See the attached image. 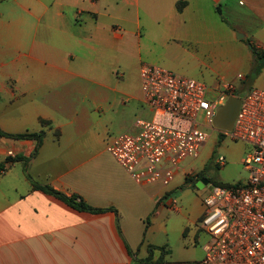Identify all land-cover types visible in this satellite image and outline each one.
<instances>
[{"label":"crops","instance_id":"0c3cea01","mask_svg":"<svg viewBox=\"0 0 264 264\" xmlns=\"http://www.w3.org/2000/svg\"><path fill=\"white\" fill-rule=\"evenodd\" d=\"M123 3L130 5L125 16ZM143 3L157 19L156 32L148 36L152 43L158 36L155 47L174 44L199 61L211 88L232 82L239 91L242 74L235 72L251 67L250 42L260 47L264 37V0ZM139 5L140 0H0V128L12 134L44 132L36 155L37 139L0 135V162L9 158L7 150L27 161L26 168L9 161L0 174V264H149L148 257L157 258L156 231L171 189L136 183L106 149L120 120V103L112 94L127 89L131 100L141 101V114H150L142 89L136 93L126 85L128 50L134 39L138 46L143 39L135 31L141 24ZM223 7L234 12V27ZM135 123L121 130L134 131ZM103 153L119 165L118 172L100 167ZM183 172L193 177L198 169L182 168L176 178ZM28 174L117 212L78 210L36 189Z\"/></svg>","mask_w":264,"mask_h":264},{"label":"built area","instance_id":"2783aa9c","mask_svg":"<svg viewBox=\"0 0 264 264\" xmlns=\"http://www.w3.org/2000/svg\"><path fill=\"white\" fill-rule=\"evenodd\" d=\"M140 79L150 114L136 120L134 131L109 140L106 149L136 183L167 187L184 162L198 158L211 133L219 131L214 117L237 90L232 82L216 90L152 64L141 66ZM241 97L233 129L220 132L250 145L243 161L250 178L208 186L203 222L212 238L201 261L158 264H264V89L252 88ZM7 156L17 154L7 150ZM216 163L225 166V156Z\"/></svg>","mask_w":264,"mask_h":264},{"label":"rangeland","instance_id":"374dc122","mask_svg":"<svg viewBox=\"0 0 264 264\" xmlns=\"http://www.w3.org/2000/svg\"><path fill=\"white\" fill-rule=\"evenodd\" d=\"M135 7V4H133V10H135ZM128 8H130V5L126 6L123 3V16H125ZM138 12L141 17V24L140 28L138 30L135 29V31H141L143 33V39L139 40V46L134 39L133 45L128 50V54L131 57L127 60H129L128 65L131 71L126 73V85L133 88L136 93H140L141 79L138 70L140 71L143 64L161 66L178 74L208 83L200 74L201 69L198 60L185 52L178 51L175 49L174 44H170L171 49L160 45L155 47L158 44L155 42L159 39L155 34L153 35L156 40L154 43L148 39V36L152 32H156L155 28L158 27V23L156 21L157 19L153 18L154 15L143 3V0H140ZM223 15L227 17L231 26L234 27L236 25L234 12H229L223 7ZM219 16L221 19V15ZM157 17H159V14ZM115 25L119 31L124 32V26L120 24ZM147 25L151 27V30ZM248 29L254 31L257 28L250 26ZM241 34L240 32H236V36ZM259 42L261 45L260 48L264 52V37L260 38ZM252 44L250 42V50H253V45L257 46L256 44ZM168 49L169 56H165L164 52ZM235 73L236 75L238 73L242 74L236 81L239 91L242 89L250 90L252 88L264 89V64L261 63L259 70L256 72V59L254 54L251 67L240 69ZM124 90L126 92L112 94L121 105L119 104L118 107L120 120L110 131V138L126 132L121 129L127 123L136 122L139 117H146L144 114H141V110L143 109L141 101L131 100L127 92L128 90ZM203 119V114H201L199 120L203 121ZM249 151L250 145L242 141L233 140L224 133L215 130L211 133L200 156L193 160H186L184 166L185 168H197V173L200 172V168H206L205 176L210 177L213 181L221 179L227 183H243L247 182L250 178V171L246 169L243 162ZM221 155L226 158L225 166H219L216 163L217 158ZM16 162V165H24V168H26L25 162ZM100 167L111 168L117 172L120 170L119 165L108 153H103L100 156ZM94 175H97L96 171ZM209 185L202 189L197 185H192L187 181L186 174L183 172L167 186L171 190L166 195L171 197V201L167 203L166 209L161 215V227L156 231V235L161 236L160 244H158L159 246L156 245V249L154 250L157 258H151L148 262L149 264L201 261L205 257L204 246L212 238L211 234L204 227L203 222V213L205 211L204 199L208 194ZM164 200V197L160 199V201ZM151 221L152 216H150Z\"/></svg>","mask_w":264,"mask_h":264},{"label":"trees","instance_id":"16d2710c","mask_svg":"<svg viewBox=\"0 0 264 264\" xmlns=\"http://www.w3.org/2000/svg\"><path fill=\"white\" fill-rule=\"evenodd\" d=\"M218 11L221 12L220 9H218ZM252 47H253V54H254L255 59H256V72H257L259 70L261 63L264 64V52L262 51V49L260 47H257L255 45H253ZM246 93H243L242 91L236 92V94L239 96H243ZM43 123L47 124L49 122L43 121ZM0 135L5 136V137H10V138H16V139H37L38 143H37V146H36V149H35L33 155L37 154V152H38V150L42 144L43 138H44V132L43 131L42 132H24V133L12 134V133H7V132L3 131L1 128H0ZM17 160H24L25 163L27 162L25 158H22L20 156H16L15 158L9 157L6 159V161L0 162V174H1V171L6 168L7 162L17 161ZM205 172H206V168L204 170L200 171L199 173L195 174L193 177L187 176V181H189L192 185H197V182L205 176V174H204ZM27 176L36 189H41V190H43L49 194H52V195L58 197L59 199H61L62 201H64L65 203H67L68 205H70V206H72L78 210L88 211V212H92V213H104L107 211H116L117 212V210L113 207H104V208L103 207H94V206L88 204L87 202H85L77 194L67 195V194L53 188L50 185L41 184L40 182L35 180L29 174ZM210 183L219 184V185H223V186H230L232 184V183H225V182L217 181V180L213 181L212 179H210ZM117 227H118L120 234L123 235L119 218L117 220ZM152 249H154L153 246H152L151 250ZM128 250L131 251L129 246H128ZM151 258H152L151 256L148 257L145 260V262H149L151 260Z\"/></svg>","mask_w":264,"mask_h":264},{"label":"water","instance_id":"95a60500","mask_svg":"<svg viewBox=\"0 0 264 264\" xmlns=\"http://www.w3.org/2000/svg\"><path fill=\"white\" fill-rule=\"evenodd\" d=\"M241 103L242 97L239 95H230L228 97L226 103L218 110L214 117L213 123L217 130L231 131L233 129ZM209 184L210 179L207 177H203L197 182V186L200 188H204Z\"/></svg>","mask_w":264,"mask_h":264}]
</instances>
